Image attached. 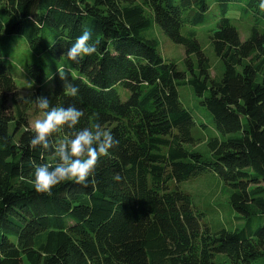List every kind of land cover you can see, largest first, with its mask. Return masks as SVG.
I'll list each match as a JSON object with an SVG mask.
<instances>
[{"label":"trees","instance_id":"16d2710c","mask_svg":"<svg viewBox=\"0 0 264 264\" xmlns=\"http://www.w3.org/2000/svg\"><path fill=\"white\" fill-rule=\"evenodd\" d=\"M209 1L0 0V264H264V10L258 0H213L210 40L224 66L213 77L197 31ZM234 4L253 19L244 40L228 16ZM85 28L98 51L72 61L68 48ZM157 29L186 49L188 73L163 58ZM12 37L24 38L39 91L51 78L53 89L16 98L2 49ZM69 81L78 95L65 91ZM186 84L213 117L209 158L190 148L196 122L180 100ZM40 95L83 111L53 144L97 120L118 141L87 186L65 180L50 194L35 190L34 167L58 159L54 148L28 145L26 113ZM206 172L231 188L241 219H262L256 229L202 227L191 195L171 184Z\"/></svg>","mask_w":264,"mask_h":264},{"label":"rangeland","instance_id":"374dc122","mask_svg":"<svg viewBox=\"0 0 264 264\" xmlns=\"http://www.w3.org/2000/svg\"><path fill=\"white\" fill-rule=\"evenodd\" d=\"M209 2L211 8L207 21L200 25L197 31L198 40L211 59V75L216 77L223 73L224 66L211 45L210 35L212 34V30L216 28L219 12L214 1L210 0ZM228 16L237 27L241 38L243 40L246 39L253 26L252 16H248L247 12L235 4L232 6ZM156 33L157 38H160V53L163 58L175 62L180 71L188 73L185 64V58L187 57L186 49L182 45L175 44L160 29ZM15 38L17 39V37H12L7 44L2 46V49L16 81L17 89L14 95L16 94V98L24 101L29 99L33 94L37 95L40 92L44 94L53 89V81L51 78L44 84L43 89L39 91V87L32 81L27 72V66L32 62L33 56L28 54L24 38L21 37L17 41H15ZM179 94L183 106L192 113L196 122L193 129V136L196 141L194 145H190V148L203 153L205 158H209L210 151L207 143L211 137L217 134L213 117L201 104V98L196 95L191 85L180 86ZM122 95L125 97L127 93L122 91ZM26 115L29 126L33 128L34 121L43 118V111H40L34 105L28 110ZM22 132L23 130L18 133V136ZM177 187L189 193L192 197L194 208L198 212L203 213L201 221L203 228L209 227L214 231L223 227L229 230L248 229L249 227L256 229L261 224L262 219L260 217H254L251 222L240 218V214L233 209L229 201L232 193L231 188L212 172H206L180 184L172 182L171 188L176 189ZM222 259V256H217V261H221Z\"/></svg>","mask_w":264,"mask_h":264},{"label":"clouds","instance_id":"9594fccd","mask_svg":"<svg viewBox=\"0 0 264 264\" xmlns=\"http://www.w3.org/2000/svg\"><path fill=\"white\" fill-rule=\"evenodd\" d=\"M258 7L264 10V0H258ZM98 41L92 40L91 30L85 28L68 48L67 56L72 61H79L98 51ZM65 91L72 96L79 94L78 85L70 81L65 84ZM36 105L43 111V118L36 119L28 145L31 149L49 150L54 148L58 159L54 167L40 164L34 167L33 185L37 192L50 194L53 188L65 181L87 186L93 175L98 159L108 154L109 149L118 143L114 134L104 128L97 120L90 126L76 129L72 135L66 136L59 143L53 144L52 135L67 125L75 128L83 116L82 109L75 105L50 106V99L40 95L35 98ZM114 179L119 180V175Z\"/></svg>","mask_w":264,"mask_h":264}]
</instances>
